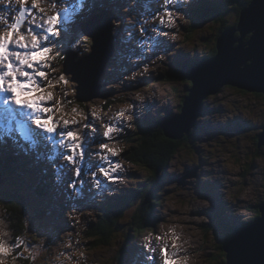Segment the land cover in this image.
<instances>
[{"label": "rangeland", "instance_id": "374dc122", "mask_svg": "<svg viewBox=\"0 0 264 264\" xmlns=\"http://www.w3.org/2000/svg\"><path fill=\"white\" fill-rule=\"evenodd\" d=\"M223 1L216 0L214 3L219 5ZM11 2L20 4L21 0H11ZM32 2L33 0H29V7H31ZM137 2L146 4L148 0H137ZM176 3L179 12L180 10L192 9L194 5L193 0H186L183 3L181 0H176ZM198 3L204 4L205 1L198 0ZM206 3L208 4V2ZM178 4L181 6L179 7ZM16 6L22 7V5ZM41 7L45 10L41 14L45 18L55 15L57 10L54 5L45 1H42ZM15 8L11 6L10 9L5 10L4 15L14 18ZM0 10L2 9L0 8ZM146 10L147 8L143 7L139 13L135 14L137 19L129 20L127 23L136 25L147 21V19L140 18ZM174 15L176 17L175 25L171 28L165 26L169 35L162 36L152 32L149 35V43H152L151 45L156 49L153 52L157 53L154 65L152 63L150 66L141 68L143 69L141 74L129 73L120 67L119 72L124 71V75L119 79L113 72L115 69L110 68L105 71L104 75L108 73V78L104 77L101 81L105 85H99L97 94L101 95L95 99H103L102 94L104 92L112 93L113 91L115 97L123 100V103L118 102L109 113L104 111L103 103L99 99L88 103L85 109L76 106V104L81 105L74 99L75 86L78 84L72 81V75H68L67 78L71 82L66 85L67 102L73 101L68 106L70 108L69 113L57 112L60 86L48 89L55 97L54 101L50 102L55 105V121H61V117H63L64 119L78 120V125H84L91 120L99 127L100 133L93 135H102L106 131V124H117L118 113L121 110L125 111V116L120 118L123 130L113 134L115 139L113 142L108 141L109 147L116 150L119 155L111 157L110 153H104L110 159H115L113 164L119 163L120 165L115 174L119 177V182H106L105 185L109 188L118 187L117 190L120 193L148 180V173L145 170L125 163L121 158L122 154L128 151L132 145L116 143L117 140L126 137V130L132 131L136 128L134 127V115L136 110H141L143 101L137 99V96L151 99L157 95L161 99L160 110L156 113L153 112L146 119L150 123L155 122L153 117L159 121L170 114L171 116L177 115L181 101L186 96L188 83L176 82L175 76L178 72L186 70L187 66L191 65L189 64L192 63L191 61L202 59L208 55L209 50L215 45L213 38L216 39L219 24L203 25L201 30H197L191 36L186 37L184 33L187 22L179 18L182 16L180 13H174ZM80 17L77 15L78 19ZM160 19V12L149 17V20H156L158 23H160ZM164 19L167 17L164 16ZM156 22L150 23L155 24ZM7 24V20L4 21L0 18V35L3 34V29L7 27ZM171 30L175 31V34ZM136 32L141 35L138 30ZM235 33L237 34L238 31L236 30ZM159 36L165 37V39ZM239 38L240 36H234L235 40ZM181 40L183 41L178 47ZM82 42H84L83 47L81 46V52L78 54L80 58L89 53L90 47L89 40ZM56 50L55 48L54 51ZM172 54V62L168 66ZM26 70L32 71L31 69ZM132 74L133 76H131ZM54 75L57 76L55 73ZM165 75L174 77V80H162ZM151 77L159 78V80L146 83L140 92H130V83L137 81V79L145 80ZM139 84L140 82L133 84L137 90L140 89ZM61 90L65 92L64 89ZM202 101V107L206 111L197 118L198 125L192 131L188 143L181 146L180 152L171 160L169 168L158 175L155 188L152 191L155 199L158 198L161 201L160 204H156V215L161 222L153 234L144 235L143 242L147 243V246L154 245L159 248V264H163L164 257L161 249L165 246L168 248L170 258L173 253H178L177 264H219L224 259L220 249L223 251V246L234 235L232 234V230H234L232 226L237 227L242 222L249 223L254 220L256 216L252 207L255 208L264 199V145L257 150L255 141L256 135L262 133L264 95L238 93L224 87L214 97H207ZM130 105L131 107H129ZM129 116L133 119H127ZM237 120L244 123L245 130L242 133L237 130ZM251 128H257V130ZM20 143H22L23 148L27 147L23 142L20 141ZM88 147L89 153L86 154L84 161L88 163V166H83L81 177L85 180L84 186L79 194H70L76 199L82 197L80 194L85 196L84 188L88 189L90 193L96 190L88 183L89 174L96 171L97 175H100L94 166V162L100 161V157L92 154L100 150L98 144L92 145L90 142ZM62 163L65 165L67 161L62 160ZM190 172L193 173L189 175ZM4 174L8 176L4 187L19 190L28 197L29 208H27L26 218L28 231L23 238L31 244L35 253L36 264H79L80 262L112 264L113 258L116 259L114 264H121L123 255L118 252L121 241H126L123 235H112L111 240L108 241V247H99L94 250L89 248L92 240L85 239L83 236L85 229L90 223L96 221L95 218L99 213L100 203L97 198L83 205L82 214H73L70 218L68 217L71 208L64 204L68 212L65 215L68 217L64 216L63 228L68 230L61 234L60 230L63 228H55V233L59 237L57 238L52 232V228L48 226L49 224L54 225L53 221L60 220V218L55 219L58 218V214L54 209L56 205L52 204V200L50 202H48L49 198L44 202L36 200L30 187L31 183L25 176L7 172ZM72 178L73 173L67 169L59 180L52 178L53 192L51 195L58 193L66 199L69 194L68 183ZM179 180L183 181L184 184H180ZM115 190L112 192L113 195L116 193ZM101 192L108 194L104 190ZM111 203L113 204V201ZM215 215L220 217L228 229L219 222ZM123 220L125 219H122L120 223ZM208 224L210 229L207 228ZM227 230L232 235H229ZM32 233H36L34 237ZM2 240L7 241L5 238ZM50 244L51 246H49ZM174 244L175 247H173ZM25 254L29 255L28 252ZM124 261L126 264H130L131 260L124 258Z\"/></svg>", "mask_w": 264, "mask_h": 264}, {"label": "snow or ice", "instance_id": "6c2138e0", "mask_svg": "<svg viewBox=\"0 0 264 264\" xmlns=\"http://www.w3.org/2000/svg\"><path fill=\"white\" fill-rule=\"evenodd\" d=\"M62 2L67 3V0ZM183 2L186 0H181V3ZM41 3L42 0H33L29 7V0H21V3L16 5L22 7L15 8L14 18L6 17L4 11L0 10V18L8 21L7 27L0 35V143L6 144L11 140L16 145L23 141L29 148V154L53 164L55 178L58 180L64 175L65 169L71 171L73 178L68 183L69 194H79L85 183L81 177L82 166L86 154L89 153L88 145L90 142L95 144L99 141L100 150L92 154L100 157V161L97 162L100 175L93 171L89 174L88 180L94 189L99 190L105 181L119 182V177L115 175L116 170L120 168L119 163L113 164L110 157L104 153H110L111 157L119 155L116 150L109 147L108 141L114 139V133L123 130L120 118L125 116V111L121 110L118 113L117 124L105 125L106 131L102 135H93L99 134V127L91 120L83 125V135L79 128L72 127L79 124L78 120L61 117V121L54 122L55 105L50 102L54 101L55 97L48 89L55 88L61 81L64 85L71 82L67 79V74L60 77L54 75L56 69L52 62L62 55L60 51L54 49L58 44L66 42L72 47H79L82 39H88L77 36L73 40L71 31L65 34L63 40L59 37L63 30L62 25L74 19L70 12L82 14L90 5L89 0H77L76 5L65 7L63 12L45 18L41 15L45 11ZM157 4L162 5L160 24L173 27L176 23L174 13H179L176 0H157ZM8 5L11 8L12 3ZM91 7L94 10L95 6ZM164 16L167 19H164ZM153 31L162 36L169 34L162 28H154ZM146 32L147 28L140 29L141 39ZM66 95L62 94L59 101L61 113L64 112ZM57 159L67 161V164L56 165ZM149 248L148 260L152 264H159L156 247L149 245ZM25 252L29 253L27 259L31 264H35L32 246L23 237H15L11 243L0 240V264H5V258H11L15 264V260L25 259ZM161 253L164 257L163 264H177L178 253H173L170 258L167 246L161 249Z\"/></svg>", "mask_w": 264, "mask_h": 264}, {"label": "water", "instance_id": "95a60500", "mask_svg": "<svg viewBox=\"0 0 264 264\" xmlns=\"http://www.w3.org/2000/svg\"><path fill=\"white\" fill-rule=\"evenodd\" d=\"M110 23V15L98 19L96 25H92L90 55L77 65L72 63L70 55L64 65V73L72 75V81L78 84L76 100L79 103L98 96L97 80L113 53ZM236 28L223 32L216 42V55L199 63L186 77L192 86L179 116L167 123L164 133L167 139L180 141L188 135L202 114V100L214 97L221 88L264 95V0H252L242 10ZM236 30L240 36L238 40L234 39ZM263 145L264 126L258 137V147ZM259 212L253 224L236 233L225 246V264H264V201Z\"/></svg>", "mask_w": 264, "mask_h": 264}, {"label": "trees", "instance_id": "16d2710c", "mask_svg": "<svg viewBox=\"0 0 264 264\" xmlns=\"http://www.w3.org/2000/svg\"><path fill=\"white\" fill-rule=\"evenodd\" d=\"M251 1L252 0H224L223 3L219 5H213L211 1H208L209 8L201 6L189 12L190 26L187 32L184 33L186 37L191 36V34L197 30H201L203 25L209 23H216L220 26L217 31L216 39L215 37L213 38L215 45L209 50L208 55L200 59L197 63H189L191 65H188L186 70L184 69L182 72H178L177 76H175L176 82H187L188 89L191 88L192 83L185 79V75L193 65L196 66L202 61L211 60L216 55V42L220 35L227 29L237 27L241 11L246 8ZM98 10V7H96L94 14L97 13ZM235 35L239 36L238 33H235ZM115 38L117 39V34ZM246 39H249V37ZM121 45L122 43L116 40V47L119 48ZM62 63L63 60L60 61V69ZM162 80L170 81L174 80V77L171 78L165 75ZM63 94L65 93L63 92ZM183 100L180 105L183 104ZM105 103L107 107H112L116 101L109 99L105 101ZM83 106L84 105H81V107ZM204 111L206 110L204 109ZM262 125H264V122ZM236 127L240 128L242 124L238 122ZM134 134L135 135L131 134L122 140L132 145L131 148L122 155V159L135 167L145 170L148 173V180L126 198L119 199L115 207V212L112 209H108L106 212L104 211L103 215L99 217L95 223L89 224L83 236L85 239L92 240L89 244V248L92 250L99 247H107L108 241L111 240V236L115 233L122 234L127 242L130 240L131 235L139 236L141 233L154 230L158 221L155 214L156 204L161 203L158 198L155 199L152 195V191L156 185V179L159 174L167 169L171 160L180 152L181 146H183L184 143H188L192 132L190 135H185L180 141L169 140L164 137L161 125L158 127V125L153 126L152 123L146 122L143 128L137 129ZM257 137L258 135L255 137L256 143H258ZM9 164L12 166L16 165V159L8 156L7 161H4L3 158H0V170H7L12 173ZM33 174L29 175L33 177ZM42 175L43 177L39 179L40 186L36 187L34 181L31 183V189L35 193L37 199L45 201L47 195L46 191L43 190H46V187H48L47 184L50 182L49 178L51 175L48 169H46V174L42 173ZM263 201L258 203L255 208H252L256 217L260 216L259 207ZM26 213L27 201L21 193L9 189L2 190V187H0V228L3 238L7 239L9 243H11L15 237H23L27 233V226L25 225ZM61 214H63V208ZM122 219L125 220L120 223ZM56 228L58 229V227ZM124 245L125 244H123L122 247H124ZM220 252L224 259L219 264H225L226 255L222 249H220ZM29 263L31 262L27 257H25V259L15 260V264Z\"/></svg>", "mask_w": 264, "mask_h": 264}, {"label": "clouds", "instance_id": "9594fccd", "mask_svg": "<svg viewBox=\"0 0 264 264\" xmlns=\"http://www.w3.org/2000/svg\"><path fill=\"white\" fill-rule=\"evenodd\" d=\"M2 2H11V0H0V3H2ZM228 30V29H227ZM198 61H196V63H197ZM199 64V63H198ZM197 66V65H196ZM196 66H192L191 68H190V70L191 69H193V68H195ZM137 99H139V100H143L144 99V97L143 96H137ZM182 106V105H181ZM127 119H129V120H131V119H133V117H131V116H129V117H127ZM189 135H190V133H189ZM166 138V137H165ZM167 139V138H166Z\"/></svg>", "mask_w": 264, "mask_h": 264}, {"label": "bare ground", "instance_id": "6f19581e", "mask_svg": "<svg viewBox=\"0 0 264 264\" xmlns=\"http://www.w3.org/2000/svg\"><path fill=\"white\" fill-rule=\"evenodd\" d=\"M146 33H148V32H146ZM193 172H190V174L189 175H191ZM115 174H116V172H115ZM184 194V193H183ZM201 205V204H200ZM203 205V204H202ZM201 208V207H200ZM181 220V219H180ZM191 224V223H190Z\"/></svg>", "mask_w": 264, "mask_h": 264}]
</instances>
